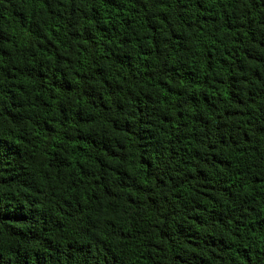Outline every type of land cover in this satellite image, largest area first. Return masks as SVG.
Segmentation results:
<instances>
[{
  "label": "clouds",
  "instance_id": "clouds-1",
  "mask_svg": "<svg viewBox=\"0 0 264 264\" xmlns=\"http://www.w3.org/2000/svg\"><path fill=\"white\" fill-rule=\"evenodd\" d=\"M0 264H264V0H0Z\"/></svg>",
  "mask_w": 264,
  "mask_h": 264
}]
</instances>
